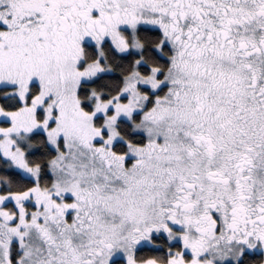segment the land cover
Wrapping results in <instances>:
<instances>
[{
	"label": "snow or ice",
	"instance_id": "snow-or-ice-1",
	"mask_svg": "<svg viewBox=\"0 0 264 264\" xmlns=\"http://www.w3.org/2000/svg\"><path fill=\"white\" fill-rule=\"evenodd\" d=\"M0 264H264V0H0Z\"/></svg>",
	"mask_w": 264,
	"mask_h": 264
}]
</instances>
